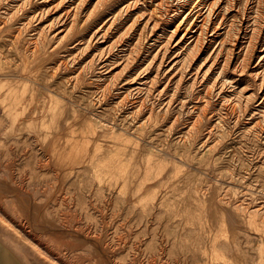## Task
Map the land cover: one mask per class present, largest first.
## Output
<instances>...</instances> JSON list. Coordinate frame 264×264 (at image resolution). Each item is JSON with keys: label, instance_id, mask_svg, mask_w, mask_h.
I'll return each mask as SVG.
<instances>
[{"label": "rangeland", "instance_id": "rangeland-1", "mask_svg": "<svg viewBox=\"0 0 264 264\" xmlns=\"http://www.w3.org/2000/svg\"><path fill=\"white\" fill-rule=\"evenodd\" d=\"M237 1L222 4L221 37L185 63L191 42L163 54L168 36L146 32L139 11L86 50L112 4L96 21V1L80 7L65 39L61 17L79 0H0V233L32 264H264V0ZM134 20L133 42L109 51Z\"/></svg>", "mask_w": 264, "mask_h": 264}, {"label": "bare ground", "instance_id": "bare-ground-1", "mask_svg": "<svg viewBox=\"0 0 264 264\" xmlns=\"http://www.w3.org/2000/svg\"><path fill=\"white\" fill-rule=\"evenodd\" d=\"M70 1V0H69ZM96 1V2H95ZM225 0H79V3H78V5H77V7L74 9V10H70V11H66V13L64 14V16L63 17H61L62 18V22H63V24H64V26H65V29H64V31H62L63 33H64V37L63 38H65V39H68V38H71L72 37V35H74V31L75 30H77L78 28H79V30L81 29L80 27H78L77 29H76V27H77V23H78V16H79V14H78V12L76 11V10H78V9H80V7L82 8L81 10H85L86 8H88V6L90 5V4H93L92 2H95L94 3V5L92 6V8L89 10V13H87L88 14V19H89V21L90 20H93V19H95V21H96V17L97 16H101V13H102V15H104V11L106 10V9H108V7L110 6V4H112L113 6L111 7L112 9L109 11V15L108 16H111V15H113L112 16V18H111V21H112V23L110 24V26H109V28L107 29V30H105V28H106V26L109 24H107L106 25V23L107 22H105V25H103L102 27H100L92 36H91V38L90 39H87V38H81L82 40L81 41H79L80 43H83V46H85V49L87 50V49H89L90 48V45H91V43L94 41V40H96V38L97 37H99L100 36V38L102 37V39H106V38H108L107 37V34H110L108 31H109V29H110V27L112 28V25H113V22H116L117 23V20L119 21V20H121V21H128L129 19H131V17H132V14H134V12H137V11H139V12H141L142 13V18H143V16L144 17H146V19H147V21H146V24H145V28H144V30L147 32H150V33H154L155 31H157V30H162V33L165 35V36H168V39L167 40H169L168 42H169V44L167 45V47H163L164 45L163 44H161V45H163L162 46V51H163V49L164 48H166V49H164V53L163 54H165V53H168V52H171V46H172V43L175 41V40H179L178 41V43L180 44H187V42H191L190 43V45H188L187 47H186V53L187 54H185V55H187L186 56V58L184 59V62L185 63H188V61H190L191 60V62H192V60H193V58L194 57H197V54H199V55H201V54H203V53H206V52H208L209 51V49L211 48V46L216 42V40H217V37H221L220 36V28L222 27V25H221V23H220V21H221V8H222V4H224L223 2H224ZM237 0H228V2L231 4V3H235ZM249 1V0H248ZM227 2V1H226ZM238 2V1H237ZM244 2V1H243ZM242 2V3H243ZM249 3V2H248ZM248 3H246V5L248 4ZM76 4V3H75ZM226 4V3H225ZM229 4V5H230ZM244 4V3H243ZM260 4V3H259ZM141 5V6H140ZM228 5V4H227ZM233 5V4H232ZM248 6V5H247ZM229 7V6H228ZM259 7V6H258ZM246 8V7H245ZM260 8V7H259ZM247 9V8H246ZM107 11V10H106ZM15 12V11H14ZM82 12V11H81ZM238 13H240V12H238ZM244 13H245V11H244ZM83 14V13H82ZM241 14V13H240ZM139 15V14H138ZM13 16H15L14 14H13ZM99 16V17H100ZM107 16V17H108ZM80 17V16H79ZM101 18H102V16H101ZM109 18V17H108ZM30 19V18H29ZM88 19H87V22H88ZM105 19V18H104ZM107 19V18H106ZM110 19V18H109ZM133 19V18H132ZM145 19V18H144ZM223 19V18H222ZM99 20V19H98ZM103 20V19H102ZM243 20V19H242ZM10 21V20H9ZM31 21V20H30ZM86 21V20H85ZM95 21H94V23H95ZM137 20H134V23H132V24H130L131 26H129L126 22V24L129 26H127L126 27V29L124 30V35H120V36H118V37H120L119 39H118V41H117V39L116 40H114V42L108 47V50L109 51H112V48H116V46H117V48H121V49H123L124 47H126V44L127 43H129L130 41H132V39L130 38L128 41H126L125 42V40H124V38L125 37H128L127 35L129 34V33H132L131 31H134V30H132V28H134L133 27V25H135V23H137L136 22ZM131 22V21H130ZM221 22H223V21H221ZM255 22V24H256V21H254ZM91 23V22H90ZM93 23V22H92ZM115 23V24H116ZM244 23V22H243ZM79 24H81V23H79ZM86 24V23H85ZM29 25V24H28ZM91 25V24H90ZM102 25V24H101ZM122 25V24H121ZM240 25H241V22H240ZM259 25V24H258ZM82 26V25H81ZM88 26V25H87ZM98 27H99V25H97ZM96 26V27H97ZM115 26H117V25H115ZM234 26V25H233ZM84 27H86V26H84ZM137 27V26H136ZM241 27H242V25H241ZM257 27V26H256ZM29 28V27H28ZM87 28V27H86ZM90 28V27H89ZM224 28V27H223ZM233 28V27H232ZM261 28V27H260ZM85 29V28H84ZM113 29V28H112ZM111 29V30H112ZM121 29V28H120ZM122 29H124V28H122ZM230 29V28H229ZM239 29V28H238ZM254 29V28H253ZM256 29V28H255ZM258 29V28H257ZM256 29V30H257ZM136 30V29H135ZM144 30H142V31H144ZM222 30V29H221ZM242 30V29H241ZM240 30V31H241ZM94 31V30H93ZM122 31V30H121ZM138 31V30H137ZM141 31V30H140ZM145 31H144V33H145ZM229 31L230 30H228V32H227V35H228V33H229ZM246 31V30H245ZM260 31H261V29H260ZM49 32V31H48ZM78 32V31H77ZM79 33V32H78ZM85 33V32H84ZM91 33V32H90ZM139 33V32H138ZM157 33V32H156ZM252 33H254V34H252L253 36H255L256 38H257V36H260V35H257V34H259L258 33V31H257V34H256V32H255V30H254V32L252 31ZM47 34V33H46ZM46 34L44 33V32H42L38 37V41H39V43L43 46L44 44H45V40H46V37H48V36H46ZM77 34V33H76ZM80 34V33H79ZM136 34V33H135ZM246 34V33H245ZM244 34V35H245ZM261 34V33H260ZM132 35H133V33H132ZM150 35V34H149ZM154 35V34H153ZM243 35V36H244ZM248 35V34H247ZM252 35H251V37H252ZM16 36V35H15ZM75 36V35H74ZM108 36H110V35H108ZM136 36H137V39H134V42H135V44L132 46V48H133V51L132 50H130V51H132L133 52V54L135 53V52H137V51H139L140 50V48H141V46L142 45H144L145 43L144 42H142V39L145 37V35H144V37H143V32H141L140 34H136ZM130 37V36H129ZM251 37H250V40H251ZM136 38V37H135ZM246 38V37H245ZM255 38V39H256ZM260 38V37H259ZM262 38V37H261ZM62 39V38H61ZM73 39V38H72ZM72 39H70V40H72ZM258 39V38H257ZM48 40V39H47ZM69 40V41H70ZM253 40V39H252ZM67 41V40H66ZM144 41V40H143ZM71 42V41H70ZM133 42V41H132ZM225 42V41H224ZM240 42H241V38H240V35H238L237 36V39L235 40V42H234V44H232V52L233 51H235L238 47H239V45H240ZM250 42H252V41H250ZM249 42V43H250ZM258 42V41H257ZM69 43V42H68ZM126 43V44H125ZM142 43H144V44H142ZM163 43V42H162ZM248 43V45H251V43L249 44ZM47 44V43H46ZM60 44V43H59ZM58 44V45H59ZM71 44H74V43H71ZM164 44H165V42H164ZM221 44V43H220ZM225 44V43H224ZM34 45V44H33ZM65 45V44H64ZM70 45V44H69ZM80 45V44H79ZM35 46V45H34ZM56 46V45H55ZM177 46V45H176ZM252 46V45H251ZM37 47V46H36ZM44 47H45V45H44ZM46 47H47V45H46ZM58 47H60V46H58ZM161 47V46H160ZM225 47V46H224ZM247 47V46H246ZM249 47V46H248ZM39 48V47H38ZM55 48V47H54ZM132 48H130V49H132ZM253 48H254V46H253ZM40 49H42V48H40ZM43 49H45V48H43ZM47 49V48H46ZM49 49V48H48ZM50 49H53V48H51L50 47ZM243 49V48H242ZM247 49V48H246ZM39 50V49H38ZM58 50V49H57ZM107 50V51H108ZM128 50V49H127ZM160 50V49H159ZM173 50V49H172ZM222 50V49H221ZM229 50V49H228ZM227 50V51H228ZM248 50H249V48H248ZM253 50V49H252ZM40 51V50H39ZM48 51V50H47ZM51 51V50H50ZM49 51V52H50ZM53 51V50H52ZM56 51V50H55ZM142 51V50H141ZM162 51L161 52H159V53H156L157 55L154 57L155 59H154V61L156 62L157 60H159V58L161 57V55H162ZM251 51V50H250ZM34 52H35V50H34ZM45 52V51H44ZM105 52H106V50H105ZM131 52V53H132ZM140 52V51H139ZM229 52V51H228ZM232 52H229V54L230 53H232ZM246 52V51H245ZM82 53V52H81ZM129 53V52H128ZM32 54H34V53H32ZM46 54H48V53H46ZM130 54V53H129ZM136 54V53H135ZM232 54H234V53H232ZM247 54V53H246ZM1 55V54H0ZM50 55V54H49ZM105 55V54H104ZM226 55H228V54H226ZM28 56V55H27ZM29 56H31L30 54H29ZM41 56V55H40ZM44 56H45V54H44ZM100 56V55H99ZM102 56V55H101ZM130 56V55H129ZM135 56H137V55H135ZM230 56H231V54H230ZM247 55H245V57H246ZM48 57V56H47ZM74 57V56H73ZM104 57V56H103ZM134 57V56H133ZM165 57H167L166 55H165ZM244 57V58H245ZM30 59L32 58V57H29ZM46 58V57H45ZM109 58V57H108ZM128 58V57H127ZM136 58V57H135ZM138 58H139V56H138ZM164 58V57H163ZM229 58V57H228ZM225 59H227V57L225 58ZM239 59V58H238ZM6 60V59H5ZM132 60V59H131ZM153 60V59H152ZM228 60V59H227ZM245 60H246V58H245ZM244 59H243V62L245 61ZM249 60V59H248ZM247 60V61H248ZM104 61V60H103ZM133 61H134V59H133ZM160 61H161V59H160ZM182 61V60H181ZM3 62V61H2ZM34 62V61H33ZM48 62V61H47ZM46 62V63H47ZM126 62H127V60H126ZM153 62V61H152ZM155 62H154V64H155ZM163 62V61H162ZM1 63V62H0ZM6 63V62H5ZM4 63V64H5ZM40 63V62H39ZM45 63V62H44ZM59 63V62H58ZM89 63H91V64H89V68H91L92 67V65H93V63H92V61L91 62H89ZM130 63V62H129ZM132 63V62H131ZM185 63H184V65H185ZM190 63V62H189ZM246 62H244V64H245ZM7 64H8V62H7ZM26 64V63H25ZM34 64V63H33ZM32 64V65H33ZM37 65H38V63H36ZM61 63H59V65H60ZM71 64H73V63H71ZM153 64V63H152ZM163 64V63H162ZM191 64V63H190ZM189 64V65H190ZM226 64L229 66L230 65V61L229 62H226ZM239 64H241V63H239ZM9 65V64H8ZM48 65H50V64H48ZM51 65H53V64H51ZM183 65V66H184ZM192 65V64H191ZM190 65V66H191ZM243 65V64H242ZM241 65V66H242ZM247 65V64H246ZM26 66V65H25ZM43 66H45V65H43ZM63 66V65H62ZM86 66V65H85ZM126 66H127V64H126ZM159 66V65H158ZM163 66V65H162ZM187 66V65H186ZM202 66V65H201ZM213 66V65H212ZM214 66H215V64H214ZM213 66V67H214ZM38 67H40L39 65H38ZM153 67V66H152ZM189 67V66H188ZM211 67V66H210ZM225 67V68H224ZM24 68H26V67H24ZM162 68V67H161ZM229 68V67H228ZM242 68H243V66H242ZM245 68V67H244ZM243 68V69H244ZM26 69H28V67L26 68ZM25 69V70H26ZM57 69H59V68H57ZM88 69V68H87ZM211 68H209V70H210ZM222 69H227L226 68V65H223L222 66V68H221V70ZM242 69V70H243ZM1 70V69H0ZM16 70V69H15ZM30 70V69H29ZM185 70V69H184ZM187 70V69H186ZM209 70H207V71H209ZM220 70V69H219ZM238 70V69H237ZM85 71V70H84ZM199 71H201L200 69H199ZM26 72H28V71H26ZM35 72V71H34ZM39 73L41 72L40 70L38 71ZM57 72V71H56ZM88 72V71H87ZM144 72V71H143ZM183 72V71H182ZM221 72V71H220ZM224 72V71H223ZM83 73H85V72H83ZM89 73V72H88ZM197 73V72H196ZM196 73H195V75H196ZM243 73V72H242ZM27 74V73H26ZM32 74V73H31ZM38 74V73H37ZM159 74V73H158ZM184 74V73H183ZM198 74H199V72H198ZM198 74L196 75V76H198ZM207 74V73H206ZM220 74H222V72L220 73ZM34 75V74H33ZM78 75V74H77ZM80 75V74H79ZM83 75V74H82ZM225 75H226V72H225ZM30 76V75H29ZM32 76V75H31ZM30 76V77H31ZM159 76V75H158ZM196 76H195V78H196ZM204 76H205V74H204ZM220 76H224V75H220ZM33 77H35V76H33ZM42 77V76H41ZM40 77V78H41ZM52 77V76H51ZM200 77V76H199ZM71 78H73V77H71ZM75 78H76V75H75ZM78 78H79V76H78ZM206 78H207V75H206ZM205 78V79H206ZM257 78H258V76H257ZM262 78H263V76H262ZM42 79V78H41ZM46 79V78H45ZM35 80V79H34ZM39 80V79H38ZM50 80V79H49ZM76 80V79H75ZM183 80V79H182ZM181 80V81H182ZM196 80V79H195ZM197 80H198V78H197ZM202 80V79H201ZM217 80H218V78H217ZM48 81V80H47ZM54 81V80H53ZM152 81V80H151ZM156 81V80H155ZM155 81H152V83L153 82H155ZM157 81H158V79H157ZM156 81V82H157ZM181 81H179L180 83H181ZM221 81H223V78H222V80ZM263 81V80H262ZM76 82V81H75ZM79 82V81H78ZM150 82V81H149ZM155 82V83H156ZM159 82V81H158ZM218 82V81H217ZM225 82V81H224ZM49 83V82H48ZM114 83V82H113ZM205 83V82H204ZM263 83H264V81H263ZM215 84H216V82H215ZM223 84V83H222ZM64 85V84H63ZM74 85V84H73ZM77 85V84H76ZM112 85V84H111ZM114 85V84H113ZM112 85V86H113ZM157 85V84H156ZM156 85H154V86H156ZM181 86V85H180ZM216 86H217V84H216ZM264 86V85H263ZM64 87V86H63ZM151 87H153V86H151ZM262 87V86H261ZM154 88V87H153ZM150 89V88H149ZM155 89V88H154ZM56 90H58V89H56ZM138 90V89H137ZM156 90V89H155ZM20 91V90H19ZM60 91H63V90H60ZM108 91V90H107ZM165 91V90H164ZM260 91H261V89H260ZM23 92V91H22ZM57 92V91H56ZM9 94H10V92H8ZM14 93V92H13ZM20 93V92H19ZM62 93V92H61ZM66 93V92H65ZM29 94V93H28ZM27 94V95H28ZM58 94V93H57ZM222 94V93H221ZM12 95V94H11ZM20 95V94H19ZM26 95V94H25ZM34 95V94H33ZM64 95V94H63ZM67 95V94H66ZM65 95V96H66ZM105 95V94H104ZM4 96H8V94L6 95H4ZM14 97V96H13ZM60 97V96H59ZM24 98H26L25 96H24ZM54 98V97H53ZM52 98V99H53ZM63 98V97H62ZM101 98V97H100ZM23 99V98H22ZM31 99V98H30ZM56 99V98H55ZM9 100V99H8ZM13 100V99H12ZM46 100V99H45ZM60 100V99H59ZM64 100V99H63ZM62 100V101H63ZM125 100V99H124ZM123 100V101H124ZM203 100V99H202ZM43 101V100H42ZM13 102V101H12ZM21 102V101H20ZM23 102V101H22ZM51 102V101H50ZM53 102V101H52ZM64 102H65V100H64ZM61 103V102H60ZM29 104H31V103H29ZM54 104V103H53ZM65 104H67V103H65ZM120 104V103H119ZM172 104V103H171ZM20 105V104H19ZM24 106V105H23ZM26 106V105H25ZM53 106V105H52ZM57 106V105H56ZM61 106H63L64 107V105H60V107ZM3 107V106H2ZM7 107V106H6ZM15 107V106H14ZM16 107H18L17 106V104H16ZM45 107V106H44ZM60 107H58V108H56V109H59ZM67 107H68V104H67ZM71 107V106H70ZM49 108V107H48ZM55 108V107H54ZM64 108H66V107H64ZM15 109V108H14ZM24 109V108H23ZM31 109V108H30ZM52 109H53V107H52ZM8 110V109H7ZM65 110V109H64ZM64 110H61L62 111V113L61 114H63V111ZM70 110V109H69ZM8 111H11V109L10 110H8ZM14 111V110H13ZM34 111H36V109L34 110ZM45 111V110H44ZM47 111V110H46ZM50 111H52V110H50ZM68 110H66V111H64L65 113L67 112ZM17 112H19V111H17ZM22 112V111H21ZM28 112V111H27ZM73 112V111H72ZM36 113V112H35ZM46 113V112H45ZM45 113H44V115H45ZM48 113V112H47ZM15 114V113H14ZM31 114V113H30ZM52 114V113H51ZM16 115V114H15ZM35 115V114H34ZM33 115V116H34ZM65 115V114H64ZM64 115H63V117H64ZM50 116V115H49ZM66 116V115H65ZM47 117V116H46ZM91 117V116H90ZM18 118V117H17ZM62 118V117H61ZM75 118V117H74ZM32 119H34V118H32ZM68 119V118H67ZM45 121V120H44ZM66 121V120H65ZM64 122V121H63ZM68 122V121H67ZM30 123V122H29ZM76 123V122H75ZM72 124V123H71ZM16 125H18V124H16ZM67 125V124H66ZM103 125H104V123H103ZM64 126H65V124H64ZM70 126V125H69ZM72 127V126H71ZM70 127V128H71ZM216 127V126H215ZM47 128V127H46ZM68 129H69V127H68ZM196 129V128H195ZM45 130V129H44ZM62 130H63V128H62ZM69 131V130H68ZM19 132H21V131H19ZM18 133V132H17ZM16 133V134H17ZM14 135H15V133H14ZM39 135V134H38ZM189 135V134H188ZM31 137V136H30ZM39 137H41V135L39 136ZM14 138H15V142L14 143H16V144H23V143H19V141L20 140H23L22 138H23V136L19 133V134H17V135H15L14 136ZM27 139V138H26ZM39 139V138H38ZM41 140H43V141H45V142H48V139L47 138H41ZM58 140V139H57ZM26 141V140H25ZM38 141H40V140H38ZM37 141V142H38ZM51 141V140H50ZM31 142H33V140L31 141ZM30 142V143H31ZM54 142H56V141H54ZM58 142V141H57ZM68 142V141H67ZM67 142H66V144H67ZM29 143V144H30ZM43 144V143H42ZM44 144H47V143H44ZM56 144V143H55ZM58 144V143H57ZM68 144H69V142H68ZM40 145V144H39ZM48 145H52L51 143H48ZM47 145V146H48ZM42 146V145H41ZM57 146V145H56ZM44 147V146H43ZM49 147V146H48ZM45 148V147H44ZM50 148V147H49ZM52 148V147H51ZM54 148H55V146H54ZM53 151V150H52ZM55 151V150H54ZM71 153V152H70ZM99 154V153H98ZM55 155V154H54ZM54 163V162H53ZM118 163V162H117ZM48 166V165H47ZM46 167V166H45ZM44 167V168H45ZM228 172V171H227ZM226 172V173H227ZM100 179V178H99ZM107 183V182H106ZM105 183V184H106ZM117 183V182H116ZM137 183V182H136ZM117 184H119V183H117ZM122 186H123V184H121ZM100 186V185H99ZM109 187V186H108ZM117 188V187H116ZM196 188V187H195ZM60 189H62L61 187H60ZM93 189V188H92ZM115 189V188H114ZM118 189V188H117ZM197 189L198 188H196V191H197ZM200 189V188H199ZM119 190H120V188H119ZM118 190V191H119ZM123 190V189H122ZM122 190H120V191H122ZM132 190V189H131ZM138 190H140V189H138ZM60 191V190H59ZM115 191V190H114ZM122 192H124V191H122ZM131 193V192H130ZM123 194V193H122ZM130 195V194H129ZM73 197V196H72ZM188 198V197H187ZM67 200V199H66ZM213 200H215V199H213ZM33 201V200H32ZM63 201H65V200H63ZM212 201V200H211ZM66 202V201H65ZM166 202V201H165ZM212 203V202H211ZM165 204V203H164ZM188 204V203H187ZM28 205V204H27ZM192 205V204H191ZM35 206V205H34ZM182 208V207H181ZM31 211V210H30ZM257 211V213L259 212L258 210H256ZM261 210H260V214H261ZM34 213H36V212H33V214ZM263 213H264V211H263ZM37 214H40V213H37ZM36 214V215H37ZM254 214V213H253ZM35 215V216H36ZM251 215V214H250ZM259 215V214H258ZM38 216V215H37ZM46 216V215H45ZM264 216V215H263ZM40 216H38V218H39ZM199 217V216H198ZM255 217H256V215H255ZM200 218V217H199ZM198 218V219H199ZM36 220H37V217H36ZM40 220H41V218H40ZM253 220V219H252ZM258 221H259V219H257ZM262 220H264L263 219V217H262ZM261 219H260V221H262ZM228 221V220H227ZM257 221V222H258ZM2 222V221H1ZM195 222V221H194ZM200 222V221H199ZM264 221H262V223H263ZM32 223V222H31ZM202 223V222H201ZM260 223V222H259ZM38 224V223H37ZM224 224V223H223ZM261 224V223H260ZM3 225H4V222H3ZM2 225V226H3ZM6 225V224H5ZM39 225V224H38ZM44 225V224H43ZM42 225V226H43ZM227 225V224H226ZM199 226V225H198ZM201 226V225H200ZM10 227V226H9ZM41 227V226H40ZM51 227V226H50ZM5 228V227H4ZM44 228V227H43ZM53 228V227H52ZM52 228H50L51 230H52ZM54 228H55V226H54ZM56 228H57V226H56ZM10 229V228H9ZM58 229V228H57ZM57 229H55V230H57ZM60 229V228H59ZM58 229V230H59ZM19 230H21V229H19ZM24 230V229H23ZM55 230H53V232L55 231ZM61 230V229H60ZM72 230H73V228H72ZM186 230V229H185ZM79 230H73L72 231V233L76 236V237H78L77 238V240L78 239H85V236L83 235L84 234V232L81 234V232L79 231ZM51 232V231H50ZM67 232H68V230H67ZM71 231L69 230V233H70ZM12 233H13V231H12ZM27 233V232H26ZM29 233V232H28ZM23 234V233H22ZM21 234V235H22ZM189 234V233H188ZM18 235H19V233H18ZM24 235V234H23ZM71 236V235H70ZM87 236V235H86ZM17 237V236H16ZM19 237H20V235H19ZM25 237V236H24ZM31 237H33V235H31ZM72 237V236H71ZM84 237V238H83ZM96 237V236H95ZM104 237V236H103ZM18 238V237H17ZM16 238V239H17ZM22 238V237H21ZM28 238V237H27ZM94 238V237H93ZM102 238V237H101ZM105 238V237H104ZM73 239H75V238H73ZM96 239V238H95ZM99 239V238H98ZM33 240V239H32ZM35 240V239H34ZM89 240V242H90V240L91 239H88ZM88 240H83L84 242V244H85V241H88ZM36 241V240H35ZM92 241H93V239H92ZM91 241V242H92ZM95 241V240H94ZM97 241V240H96ZM95 241V242H96ZM99 241V240H98ZM97 241V242H98ZM34 242V241H33ZM37 242V241H36ZM82 242V241H81ZM88 242V243H89ZM96 242V243H97ZM194 242V241H193ZM23 243V242H22ZM29 243V242H28ZM76 243V242H75ZM74 243V244H75ZM94 242H92V244H93ZM73 244V245H74ZM81 244V243H80ZM80 244L78 243V246H80ZM83 244V246H85ZM24 245V244H23ZM23 245L21 244V243H19V242H17L16 240H14V239H12V238H10V237H8V236H6L5 234H3V233H0V264H32L31 263V261H30V259H29V257H28V255H27V253H26V251H25V249H24V247H23ZM56 245V244H55ZM75 245H77V243L75 244ZM90 245V244H89ZM96 245V244H95ZM98 245H101L102 247L104 246L103 245V242H102V240L100 239V241L98 242ZM82 246V245H81ZM90 246H92V245H90ZM93 246H94V244H93ZM38 247V246H37ZM40 247H41V245H40ZM40 247H38V248H40ZM74 247V246H73ZM77 247V246H76ZM98 248H100V246H97ZM96 247V248H97ZM186 247V246H185ZM84 248V247H83ZM86 248V247H85ZM95 248V249H96ZM106 248H108L107 246H106ZM110 248V247H109ZM193 248V247H192ZM36 249V248H35ZM103 249V248H102ZM32 250V249H31ZM37 250V249H36ZM97 250V249H96ZM95 250V251H96ZM33 251V250H32ZM39 251V250H38ZM103 251H104V249H103ZM107 251H109L108 249H107ZM49 252V251H48ZM105 252H106V250H105ZM111 250L109 251V253L108 254H111V253H113V252H111ZM98 253V252H97ZM103 253V252H102ZM35 254H37V253H35ZM41 254V253H40ZM99 255V254H98ZM107 255V254H106ZM113 255V254H112ZM111 256V255H110ZM99 257V256H98ZM100 257H102V256H100ZM112 257V256H111ZM39 258V257H38ZM37 258V259H38ZM105 258V257H104ZM110 258V257H109ZM113 258V257H112ZM103 259V258H102ZM107 259L108 258H106V262H107ZM40 260V259H39ZM110 260H111V258H110ZM151 260V259H150ZM99 261V260H98ZM102 261H104L105 262V260H102ZM115 261V260H114ZM103 262V263H104ZM105 262V263H106ZM111 262V261H110ZM110 262H109V264H110ZM185 262V261H184ZM201 262V261H200ZM116 263V262H115ZM112 264V263H111Z\"/></svg>", "mask_w": 264, "mask_h": 264}]
</instances>
